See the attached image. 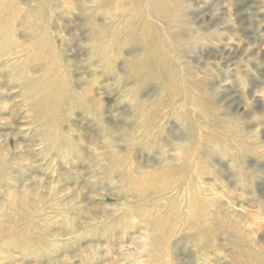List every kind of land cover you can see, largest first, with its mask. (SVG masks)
I'll return each instance as SVG.
<instances>
[{
  "label": "rangeland",
  "instance_id": "rangeland-1",
  "mask_svg": "<svg viewBox=\"0 0 264 264\" xmlns=\"http://www.w3.org/2000/svg\"><path fill=\"white\" fill-rule=\"evenodd\" d=\"M244 250L264 262V0H0V264Z\"/></svg>",
  "mask_w": 264,
  "mask_h": 264
},
{
  "label": "bare ground",
  "instance_id": "bare-ground-1",
  "mask_svg": "<svg viewBox=\"0 0 264 264\" xmlns=\"http://www.w3.org/2000/svg\"><path fill=\"white\" fill-rule=\"evenodd\" d=\"M152 1H157V0H152ZM152 3V2H151ZM153 5H154V8L155 9H157V5L156 4H154L153 3ZM161 6V5H160ZM57 97H59V95L57 96ZM57 100H58V98H57ZM141 182H143V180H139L138 181V183H141ZM204 209V208H203ZM202 209V207L199 205V204H197V203H193V204H191V212L193 211V212H196V213H198L199 215V217H197L196 218V225L200 228V229H202V228H208L209 226H207V223H208V221H207V215H206V213H205V211ZM201 231V230H200ZM242 256H243V264H264V262L263 261H259V260H254L255 259V257H253L252 256V254L251 253H249L248 251H246V250H244L243 252H242Z\"/></svg>",
  "mask_w": 264,
  "mask_h": 264
}]
</instances>
